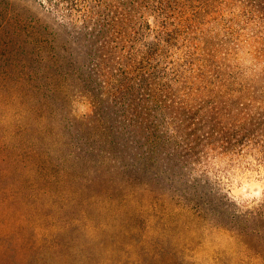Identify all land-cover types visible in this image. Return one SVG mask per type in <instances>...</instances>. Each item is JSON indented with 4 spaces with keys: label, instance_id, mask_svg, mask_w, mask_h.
<instances>
[{
    "label": "trees",
    "instance_id": "16d2710c",
    "mask_svg": "<svg viewBox=\"0 0 264 264\" xmlns=\"http://www.w3.org/2000/svg\"><path fill=\"white\" fill-rule=\"evenodd\" d=\"M36 3L39 16L0 21L19 79L42 98L35 168L127 179L264 239V199L237 209L208 172L216 159L264 165V0Z\"/></svg>",
    "mask_w": 264,
    "mask_h": 264
},
{
    "label": "rangeland",
    "instance_id": "374dc122",
    "mask_svg": "<svg viewBox=\"0 0 264 264\" xmlns=\"http://www.w3.org/2000/svg\"><path fill=\"white\" fill-rule=\"evenodd\" d=\"M36 1L0 0V21L39 16ZM10 38L11 30L0 31V264H264V255L253 254L264 252V239L166 203L171 193L132 189L127 179L113 187L90 174L74 179L61 164L50 171L57 160L39 172L31 151L44 146L42 111H33L42 98L19 79ZM71 106L75 113L78 104ZM208 172L237 209L264 199L259 161L216 159Z\"/></svg>",
    "mask_w": 264,
    "mask_h": 264
}]
</instances>
